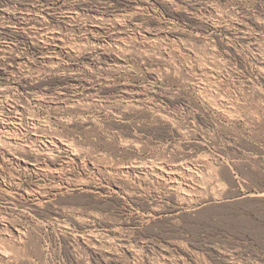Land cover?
Returning <instances> with one entry per match:
<instances>
[{
	"label": "rangeland",
	"instance_id": "obj_1",
	"mask_svg": "<svg viewBox=\"0 0 264 264\" xmlns=\"http://www.w3.org/2000/svg\"><path fill=\"white\" fill-rule=\"evenodd\" d=\"M11 119L0 264H264V0H0Z\"/></svg>",
	"mask_w": 264,
	"mask_h": 264
},
{
	"label": "bare ground",
	"instance_id": "obj_2",
	"mask_svg": "<svg viewBox=\"0 0 264 264\" xmlns=\"http://www.w3.org/2000/svg\"><path fill=\"white\" fill-rule=\"evenodd\" d=\"M208 73V72H207ZM12 120V119H11ZM5 121V122H3L2 124V126L0 125V133H6L5 135H7V134H11L10 133V131H11V124H13V120L12 121ZM16 122V121H15ZM1 136V135H0ZM3 136V135H2ZM1 136V137H2ZM9 136V135H8ZM12 137V136H11ZM19 137V136H18ZM15 138V137H14ZM20 138V137H19ZM13 139V138H12ZM17 139V138H16ZM0 140H1V138H0ZM60 140V139H59ZM11 142V141H10ZM48 142H49V145H48V147L50 146L51 148L52 147H55V146H58V143H59V141H57L56 139L54 140V139H51V140H48ZM61 143V142H60ZM16 144H18V145H20L21 146V148H25V147H30V150L32 149V151H34V152H36V153H41V151L38 149V148H35L34 147V145L32 144V145H30V144H27V143H23V142H16ZM63 144L64 145H66V146H68V144L67 143H64L63 142ZM70 144V143H69ZM72 146V145H71ZM45 154L46 155H54V153L52 152V151H49V152H45ZM32 164V163H31ZM157 166V165H156ZM160 168V167H159ZM161 170V169H160ZM171 172H173V171H170L169 173H171ZM164 173V172H163ZM168 173V174H169ZM160 174H162V173H160ZM162 176H164L163 174H162ZM173 176H174V172H173ZM164 177H166V176H164ZM169 178H171V176L169 177ZM174 178V177H173ZM172 179V178H171ZM156 180V179H155ZM164 180H165V178H164ZM167 180V179H166ZM81 181V180H80ZM167 183V182H166ZM70 185V184H69ZM76 186V185H75ZM178 188V187H177ZM76 189V188H75ZM184 191H185V189H184ZM186 193V192H185ZM215 198H219V197H217V196H215ZM2 245V244H1ZM3 246V245H2ZM6 251V250H5Z\"/></svg>",
	"mask_w": 264,
	"mask_h": 264
}]
</instances>
